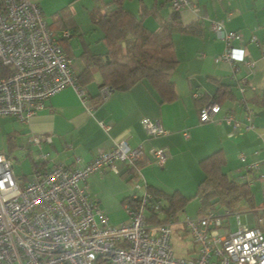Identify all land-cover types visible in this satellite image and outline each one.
<instances>
[{"label":"crops","instance_id":"0c3cea01","mask_svg":"<svg viewBox=\"0 0 264 264\" xmlns=\"http://www.w3.org/2000/svg\"><path fill=\"white\" fill-rule=\"evenodd\" d=\"M30 1L39 5L48 21L60 12L69 15L70 26H75L76 31L63 45L72 62L77 59L78 65H73L76 77L84 68L83 52L95 55L106 52L102 31L94 23L93 13L107 0ZM189 1L190 7L177 12L178 20L183 27L199 26V31H179L171 36L177 60L171 75L176 96L172 102L162 103L146 82L137 83L126 91H111L105 100H101L98 72L91 68L92 81L77 82L85 92L83 98L72 87H66L46 100L44 108L26 123L7 125L15 119L0 118V131L6 138L9 152L28 153L33 136L50 137V142L42 146V151L49 155L45 162L47 168L54 164L80 168L97 151L108 150L114 140L123 138L130 147L140 146L144 151L139 165L140 184L145 182L167 194L177 191L186 198L193 197L195 187L203 177L200 161L220 150L224 160L221 171L236 181L248 182L253 200V208L243 206L240 214H234L237 216L234 229L228 216L224 217L220 233L234 232L237 222L259 227L258 214L264 188V0ZM141 6L153 9L154 16L147 14L142 18L149 31L157 29L158 18L170 21L173 13L163 0L124 1V7L135 15L141 13ZM213 23H218L222 31L240 35V41H234L232 46L243 50L250 64L240 63L238 70L232 73L227 62L215 60L225 47L212 30ZM220 88L223 89L222 98L216 103ZM208 103L217 104L219 110L211 121L201 123L199 108ZM229 114L239 123L236 128L226 122ZM143 118L158 121L167 133L147 137L140 123ZM100 122L108 129H102ZM248 125L252 128H245ZM151 148L168 152L162 166L152 162L148 155ZM3 154L9 157L8 153ZM76 157L79 162L74 161ZM253 164L257 167L251 169ZM115 166L117 174L103 169L92 174L83 185L89 197L95 199L107 215L109 224L118 226L128 221L124 204L132 184L124 175V164L116 162ZM218 212L224 214L222 210ZM171 223L174 224L172 239L176 234L174 238L182 243L186 232L181 228V222ZM196 256V246L191 242L186 247V256L179 258Z\"/></svg>","mask_w":264,"mask_h":264},{"label":"built area","instance_id":"2783aa9c","mask_svg":"<svg viewBox=\"0 0 264 264\" xmlns=\"http://www.w3.org/2000/svg\"><path fill=\"white\" fill-rule=\"evenodd\" d=\"M190 6L189 0L171 1L175 13ZM211 26L225 47L216 61L227 62L232 73L240 63L250 64L244 51L232 46L234 41H240L237 32L222 31L218 23ZM68 36L67 31L61 33L63 38ZM0 62L12 70L0 80V118L26 123L44 108L46 100L66 87L75 89L81 98L85 95L77 86L72 59L48 28L39 5L30 0H0ZM240 84L244 85L242 81ZM111 91L102 87L101 100ZM218 110L217 104L204 105L199 110V121H211ZM225 119L233 128L239 124L231 114ZM140 123L147 137L167 133L158 121L143 118ZM99 125L108 129L101 122ZM49 142L48 136L31 138V147L37 150L33 161L37 164L27 182L14 176L9 157L0 153V264H264V233L260 228L237 222L234 232L221 234L224 221L215 210L180 223L196 246L197 256H174V224L147 222L145 212L158 211L160 201H152L147 184L139 183L138 163L144 157L140 146L132 148L119 138L110 149L97 151L80 168L63 164L47 168L43 165L49 155L42 146ZM167 154L162 148L148 151L158 166L164 164ZM239 158L244 159L242 155ZM74 161L80 159L76 157ZM116 162L135 171L134 192L126 200L138 203L132 208L125 202L128 221L113 226L83 183L103 169L117 174Z\"/></svg>","mask_w":264,"mask_h":264},{"label":"trees","instance_id":"16d2710c","mask_svg":"<svg viewBox=\"0 0 264 264\" xmlns=\"http://www.w3.org/2000/svg\"><path fill=\"white\" fill-rule=\"evenodd\" d=\"M124 1L107 0L95 9L94 23L102 31L106 52L103 55L83 52L81 58L84 61V68L76 80L79 84L91 82L93 77L90 70L95 68L99 76V90L107 86L112 91H126L137 83L146 82L162 103L172 102L176 96L171 75L177 66V60L172 50L171 36L179 31L197 32L199 26L183 27L177 13L173 12L170 21L158 18L157 29L149 31L144 27L142 18L152 14L153 9L141 6V13L135 15L124 7ZM163 1L171 8L172 0ZM70 23L71 19L66 12H60L54 19L47 20L48 28L58 39L62 50L69 58L71 57L63 45L67 37H61V33L63 31H67L69 35L75 33L76 27L70 26ZM11 73L12 70L0 62V80ZM222 92L223 89L220 88L216 103H220ZM31 163L32 168L37 164L33 160ZM223 163V153L220 150L200 161L203 177L197 184L192 197L198 200V216L205 214L208 210L217 212L222 210L224 218L240 214L244 209L243 206L248 209L253 208L249 183L227 177L221 171ZM124 175H127L128 183L135 182L136 175L133 169H126ZM146 189L152 195V201H160L158 211L152 210L147 213V222L151 224L178 221V213L184 210L191 199L177 191L167 194L148 185ZM125 202L134 208L138 200ZM258 216L260 220L258 228L264 232V188H262V208Z\"/></svg>","mask_w":264,"mask_h":264},{"label":"rangeland","instance_id":"374dc122","mask_svg":"<svg viewBox=\"0 0 264 264\" xmlns=\"http://www.w3.org/2000/svg\"><path fill=\"white\" fill-rule=\"evenodd\" d=\"M136 1V0H133ZM73 65H78L77 59H73ZM6 118V117H3ZM9 118V117H7ZM18 122L16 120H11L8 122L7 125L17 124ZM20 124V123H19ZM5 136L1 134L0 131V153H5L9 155V160L12 164V172L16 178L19 179H26L25 182L30 181L32 177V164L30 162V159H37V150L35 147H30L32 149L31 153H24L21 150H16L15 152H9L8 146L5 145ZM29 148V149H30ZM130 190V193L134 192L133 187ZM196 188V187H195ZM197 207H198V200L196 198H191L188 203L186 204L183 211L178 213V222H182L184 219H194L197 215ZM147 214V212H145ZM236 219L237 216L235 215L228 216L229 223L231 224L232 228L234 229V225H236ZM176 235V234H175ZM174 235V237H175ZM172 239V248L174 256H186V247L191 244L190 237L188 233H185L183 236V242L180 240H177L176 238Z\"/></svg>","mask_w":264,"mask_h":264}]
</instances>
